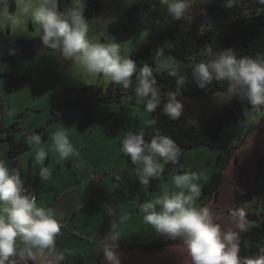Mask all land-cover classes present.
<instances>
[{"label":"clouds","instance_id":"clouds-1","mask_svg":"<svg viewBox=\"0 0 264 264\" xmlns=\"http://www.w3.org/2000/svg\"><path fill=\"white\" fill-rule=\"evenodd\" d=\"M200 3L206 6L205 0ZM238 3L239 0H221L228 9ZM256 3L264 5V0ZM13 4L15 9L10 10ZM160 5L173 21L191 24L192 0H160ZM85 10L86 0H0V29L7 30L11 36H27L30 22L37 27L44 48L56 50L65 62L78 63L90 76L103 75L114 85L131 89L135 102L147 112L160 109L170 120H179L184 113V101L179 98L181 91L164 94L153 66L147 63L138 66L135 59L122 52L121 43L114 36L105 41L90 38ZM202 14L207 15L203 10ZM172 46L166 42L164 47H157L152 59L175 78L181 89L189 83V78L182 74L174 56L165 55V47ZM190 79L197 88L206 91L214 81L226 82L223 104L237 99L247 106L246 113L264 116V53L237 56L232 47L224 48L194 62ZM149 124L155 125L156 120H150ZM50 139L53 151L62 160L79 156L64 128L53 132ZM26 143L36 151V160L43 163L47 152L38 148L41 134H28ZM6 151L7 147L0 145V264H64L66 252L57 247L62 214L37 206L35 195L24 186L21 171L5 163ZM120 151L137 166L138 182L145 189L161 177L164 171L161 161L177 164L182 155L177 143L158 129L153 130L149 139L143 131H123ZM39 176L46 181L51 171L42 167ZM203 178V172L190 169L174 175L171 187L163 186L154 199H145L140 205L144 223L162 237L179 239L188 257L187 264H264V244L258 246L254 256H240L239 231L247 230L243 207L229 213L239 230L234 231L224 230L208 206H196ZM103 208L111 218L110 232L129 219L128 211L116 205L105 203ZM119 239L118 235H109L100 242L103 257L109 264H120Z\"/></svg>","mask_w":264,"mask_h":264},{"label":"crops","instance_id":"crops-1","mask_svg":"<svg viewBox=\"0 0 264 264\" xmlns=\"http://www.w3.org/2000/svg\"><path fill=\"white\" fill-rule=\"evenodd\" d=\"M149 2L150 0H102L100 11L85 17L88 19L90 38L105 41L114 36L121 43L122 52L129 55L132 49L139 45L138 41L133 40L139 28L149 30L154 25L153 19L163 16L162 11L166 10H162L160 3L153 4L149 10H145L144 7ZM197 4L194 11L199 14L201 3ZM133 7H139L142 12L138 19L132 21L127 28L128 13ZM29 26L33 31L27 30V36H11L8 31L4 32L0 29V50H6L20 38L37 37L38 29L30 22ZM103 77V75L90 76L78 63L65 62L56 50L47 49L44 46L38 49L36 57L0 61V102L2 104L0 107L3 112L0 121L3 126L9 127L18 121L19 128L36 130L46 125L48 133L38 146L47 152L43 163L36 160V151L32 148L18 156H9V142L2 135L0 145L7 147L3 159L9 167L18 168L21 171L24 181L29 180V185L25 188L35 195L37 206L51 208L58 215L62 214V228L57 237V247L66 252L64 264H109L104 257L101 258L103 254L99 247L105 236L118 235L120 237L117 241L118 245L151 244L162 238L154 228L144 223L143 213L139 211V207L145 199H154L166 185L165 182H171V178L177 174L178 168H175L168 178H161L158 181L154 190L145 189L139 184L137 166L133 165L120 151L122 132L128 129L139 132L137 127L125 119L124 109L128 108L124 102H129L128 100L123 99L122 103L98 104L85 115L66 112L59 119L50 121L53 112L62 102L70 101L76 92L95 82L96 79V82H100ZM103 83H100L103 87L108 86V82ZM219 94L210 96L206 100L215 98ZM223 106L222 108L225 107ZM148 118L152 120L151 115ZM59 128L66 130L71 143L79 152L78 157L62 160L59 154L53 151L50 137ZM21 136L23 132L18 130L12 135L18 140ZM251 137L254 138L255 143L258 141V144L263 145L264 127L259 131L255 130ZM254 142L252 143L255 144ZM250 148L251 153L254 152V147ZM241 149L246 151V147ZM241 154L239 150L231 156L233 165H235L234 156L235 158L238 156L239 159ZM255 154L252 170L255 171L254 185L256 187V172L262 158V148ZM227 162H230V159ZM42 167H47L51 171V176L46 181L39 176ZM91 169L99 175V183L90 179ZM121 169L127 171V176L123 179L116 175ZM239 170L238 167L237 173ZM179 173L181 172L178 169ZM209 183L204 181L200 184L201 187H205ZM220 189L213 199L216 201L220 198L219 204L224 205L223 209L229 206L236 207L240 198L246 193L239 192L235 200H230L226 204L220 197ZM200 198L201 196L196 203ZM227 198L229 199L230 196ZM105 203L116 205L129 213V219L111 232V218L104 213ZM216 205L214 202L206 201L201 207L208 206L212 209ZM227 218L223 229L239 231L230 215ZM242 232L239 231V240ZM99 258H101L100 263ZM118 259L120 264H187L188 257L182 244H174L153 252L135 249L118 250Z\"/></svg>","mask_w":264,"mask_h":264},{"label":"trees","instance_id":"trees-1","mask_svg":"<svg viewBox=\"0 0 264 264\" xmlns=\"http://www.w3.org/2000/svg\"><path fill=\"white\" fill-rule=\"evenodd\" d=\"M211 1L210 6L201 5L198 17L192 20V29L187 34L182 31L184 21H173L170 17L168 19L157 17L151 32L148 34V42L132 50L130 56L137 61L138 66H142L145 63L153 66L157 83L164 94L171 91H181L184 98L203 100L218 93H223L227 86L226 82L214 81L207 91L197 88L190 79L192 64L229 47L233 48L237 56H255L258 53H264V5L256 3V0H239L235 8L228 9L222 6L221 0ZM101 3L102 0H86L85 17L97 14L101 9ZM156 3H160V0H150L144 9L149 10ZM14 9L15 4L12 5L10 10ZM61 9L63 10V4H61ZM202 10L206 12V17L202 14ZM141 12L139 7H133L129 10L126 22L127 28L132 21L138 19ZM157 21H159V24H157ZM166 42H171L173 46L171 48L165 47V55L174 56L176 61L179 62L182 74L189 78V83L184 88L179 89L175 78L170 77L165 70L161 73L155 71L157 64L153 63L152 55L157 47H164ZM207 45L211 47L210 54L204 52ZM41 46L43 44L39 35L31 39L20 38L6 50H0V61L36 57ZM125 98H129L133 105L144 109L143 105L135 102L131 89L126 90L121 86L114 85L112 82L107 87H103L100 84L89 85L76 92L70 101L62 102L53 112L50 121L59 119L66 112L85 115L98 104L122 103ZM246 107L239 100L234 99L218 113L210 114L208 126L203 131H199L195 126L196 124L190 120H170L163 115L160 109L151 113L152 120L155 119L156 124H150L145 132V138L149 139L153 134V130L158 129L161 134L170 136L177 143L182 150V155L177 164L161 161L162 165H164V171L161 177L154 180L148 189H156L158 181L161 178H168L175 168H178L180 172L188 170V164L184 158L190 149L197 146L219 148L224 126L236 124L252 114L246 113ZM2 113V108L0 107V120ZM17 130L23 132V136L19 140L12 137ZM32 132L41 134V141L48 136L46 125L36 130H24L18 127V121H15L9 127H4L0 121V137L5 135L4 138L8 140V154L11 157L18 156L24 151L31 149L26 143V136ZM263 167L264 158H261L258 172H256V187L247 193L246 196L240 198L236 208H244L246 204L251 206V208H257L262 202L263 190L258 187L260 172H262ZM223 170L216 173L210 183L204 187V192L208 197L214 198L218 195L219 186L222 183ZM116 175L118 178L123 179L127 176V171L121 169ZM247 218L256 220L260 226H247V230L242 232L239 242L241 257L254 256L258 246L264 244V213L259 214L250 210ZM174 244H182V242L179 239L162 237L151 244H119L118 250L135 249L153 252ZM101 258L98 259L99 263Z\"/></svg>","mask_w":264,"mask_h":264},{"label":"rangeland","instance_id":"rangeland-1","mask_svg":"<svg viewBox=\"0 0 264 264\" xmlns=\"http://www.w3.org/2000/svg\"><path fill=\"white\" fill-rule=\"evenodd\" d=\"M192 2H193V7L191 11H192L193 19H194L196 16H198L197 11L195 12L194 10L196 9V6L198 5L197 3L200 2V0H192ZM205 2H206V6H210L212 3L211 0H205ZM202 6H205V5H202ZM162 10H165L163 6H162ZM162 15L163 16H157V17H162L164 19L169 18L166 10L162 11ZM157 17H155V19ZM155 19H153L154 24H155ZM152 28H150L149 30H146V28L144 29L140 27L138 30V34L134 37L133 40L138 41L140 46L146 44L148 42V34L151 32ZM191 29H192V22L190 25H186L184 23V25L182 26V31L184 33L188 32L187 30H191ZM27 30L33 31L30 28L29 23H27ZM3 31L5 32V30ZM210 51H211V47L210 45H207L204 52L207 54H210ZM166 56H169V55H166ZM163 70L164 68L157 64L155 71L157 73H161ZM96 81L95 82L93 81L89 85H97L100 83L102 84V82H104L103 84H107V82L108 84H110L111 82L110 80L108 81V79L105 77H103L100 82L99 81L96 82ZM179 98L183 99L184 101V113L180 119H183V120L186 119V120H190L194 122L196 124L195 126L198 128L199 131H203L207 128L208 117L210 116L209 113L211 112L218 113L220 108H222V106L224 105L222 93H220L215 98L213 97L212 99H209L208 101L206 99L199 100L198 98H184L183 96ZM127 100L129 102H124L126 104V107L128 108V109H124L125 116H126L125 119H128L129 123L137 127L139 132L143 131L145 133L148 127L150 126L149 124L150 119L148 117L150 115L152 116V114L150 112H147L145 109L139 108V106L133 105L130 102L129 98L124 99V101H127ZM135 110H137V112ZM263 120H264V116L256 115L252 113L246 119L244 120L242 119L236 124H232V125L227 124L223 128L221 145L219 148L213 149L207 146H199V147L197 146L195 148L190 149L185 155L184 160L188 164V169L192 171L203 172L204 178L200 181V183L204 181L210 182L213 177V174L218 173L222 169L225 170V171L223 170L224 172H223L221 186L223 184V181H224V185L222 187L219 186V188H221L220 197L224 200L223 202L226 204L230 200H235L237 196L236 194H239V192H241L239 190H242V192H246L244 193V196H246V194L251 192L253 190L252 188L255 187L254 185L255 171L252 170L253 163H254V157L257 154V153L255 154V152L260 151V148H262L261 156L262 158H264V154H263L264 144L263 145L261 143L258 144V141H256L257 143H255L253 141L254 138H252L251 135L255 132V130L259 131L261 128L263 129L264 127ZM252 142H254L255 144H253ZM241 147L243 148L246 147V151L241 149ZM250 147H254L255 149L254 152L251 153ZM239 150H241L242 154L239 156V159H238V156H236V158L234 156L235 165H233L231 156H233L234 152H237ZM229 159H230V162H227L229 161ZM238 167L240 170L237 173ZM176 171L178 174V169ZM259 182L260 183H259L258 188L260 190H263L262 202H260L257 208L256 207L251 208V206H249L248 204H246V206L244 207L245 212H246L245 223L247 226H255V227L260 226L259 223L256 222V220H251L247 218L248 212L250 210L256 211V213H259V214L264 213V167H263L262 172H260ZM165 183L169 187L171 186V182H168V183L165 182ZM203 188L204 187H201V195H200L201 198L198 200L197 203L195 202V204L197 207H201L202 205H205L206 201H209V202L211 201L217 204L215 208H212V210L215 215V221L218 224H220L221 227L223 228V226L226 224L228 220L227 216L236 207L234 206L233 208H230L229 206L227 209H223L224 205L219 204L220 198L219 200L214 201L215 199H213L212 197H208V195L205 194ZM249 188L250 190H248ZM244 189H246V191ZM231 192L232 194L230 195ZM227 196H230V198L228 199Z\"/></svg>","mask_w":264,"mask_h":264},{"label":"built area","instance_id":"built-area-1","mask_svg":"<svg viewBox=\"0 0 264 264\" xmlns=\"http://www.w3.org/2000/svg\"><path fill=\"white\" fill-rule=\"evenodd\" d=\"M44 50V49H43ZM42 50V51H43ZM0 105H2L1 104V102H0ZM89 174H90V179L93 181V182H95V183H98L99 182V175L97 174V172L96 171H94V170H90L89 171ZM29 185V180H25V187L27 188V186ZM37 199V198H36Z\"/></svg>","mask_w":264,"mask_h":264}]
</instances>
